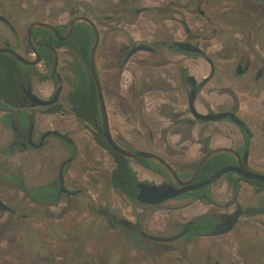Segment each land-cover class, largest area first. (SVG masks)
Instances as JSON below:
<instances>
[{
  "label": "flooded vegetation",
  "instance_id": "1",
  "mask_svg": "<svg viewBox=\"0 0 264 264\" xmlns=\"http://www.w3.org/2000/svg\"><path fill=\"white\" fill-rule=\"evenodd\" d=\"M73 1L67 2L66 21H59L61 9L56 21L30 23L25 21L27 2H0V50L33 61L34 48L40 59L29 65L0 53L2 68L10 59L17 66L16 88L0 90V264H264V182L226 172L199 186L241 163L264 176L262 17L220 45L214 29L219 11L213 4L208 11L206 1L164 0L137 8L138 0H115L105 10L103 2L82 9ZM146 13L152 17L151 35L138 40L126 35L103 52L104 38L125 32L119 30L123 20L132 17L134 23ZM78 17L91 19L99 31L95 68L114 141L125 150L163 159L185 184L145 157L117 153L105 140L91 70L93 30L79 23L69 33ZM110 21L119 25L103 32V23ZM33 23L52 25L57 33L35 28L30 44ZM82 24L92 34L89 53L84 36L76 32ZM87 53L97 107L82 112L93 122L81 120L69 101L77 65H87L82 59ZM133 62L137 80L127 87L125 74ZM110 84L117 91L112 104ZM103 138L128 161L132 175L124 174ZM220 148L237 157L211 156L195 174L201 161ZM140 185L184 191L163 202H143ZM236 215L229 231L213 234ZM103 240L112 244L111 255H103Z\"/></svg>",
  "mask_w": 264,
  "mask_h": 264
},
{
  "label": "rangeland",
  "instance_id": "2",
  "mask_svg": "<svg viewBox=\"0 0 264 264\" xmlns=\"http://www.w3.org/2000/svg\"><path fill=\"white\" fill-rule=\"evenodd\" d=\"M2 0H0L1 2ZM26 3V8H27V19H25V21H27V23H30L34 20H49V21H56L55 18V14L58 12V10H63L65 13L64 17L62 19H59L60 22L66 21L68 19V4L72 5L74 4L73 0H62V1H55L54 3H51L49 5H46V3L43 5L39 2H43V1H39V0H24ZM156 1H161L164 2V0H138L136 1V7L137 8H142V7H149V6H153L156 5ZM185 1V0H183ZM193 1H197V0H193ZM200 1H205L208 2L209 4L207 5V3L204 4L205 8L209 11L210 9H212V4L214 5V9L213 10H217L219 11V22L215 23L214 25V29H216L217 31V38L219 40L220 45H224L227 44L230 36L233 33H244V31L248 30V27L245 26L246 23L252 24L251 22L253 21V18L257 19L258 16H261V20L264 21V5L263 4H259L254 2L253 0H198ZM68 2V4H67ZM103 2V9L105 10L106 8H110V4L114 3L115 0H78L77 3H81L79 4L80 7L82 9H85L84 4L90 5V6H96V5H100ZM189 2V0H188ZM76 3V2H75ZM43 6H44V10L45 13L41 14L40 10H43ZM62 12V11H60ZM113 14V12H109V15ZM118 17V16H117ZM188 20L192 19L188 14H187ZM115 18V17H114ZM130 20V21H129ZM132 17L123 20L124 22L121 24V28H119V30H123L125 32H112V34H110L109 36H107L108 38H104L103 40V52H104V48L106 46L111 47L113 45V47L115 46L116 43H118V41L122 40L124 41L126 38V35H128L129 37H134L135 39H140V37L143 38L144 35L146 34H152V29L153 26L151 24V20L152 17L149 16V14H142L140 16H138L134 23H131ZM24 21V19H23ZM245 22V23H244ZM190 23V22H189ZM116 24V26H118L119 24L115 23V22H109L108 24L103 23V32L109 30V28L111 26H114ZM248 25L253 26V25ZM28 25V24H27ZM190 25L193 27V29H198L199 27L196 26L193 23H190ZM123 27V29H122ZM155 29V28H154ZM241 36H237V39H240ZM111 49V48H109ZM135 65L134 62L133 64H130V66L128 67L127 70H131V72H127L125 74V78H126V85L127 87L130 86L131 82L134 83L136 82L135 80L136 77L134 75V73L137 72V69H134ZM116 74L115 72L113 73V77L111 78L112 80H115ZM113 86H111V84L109 85V90H108V100H109V104L114 103L115 99L113 97H115L116 95V89H115V84H112ZM126 91V89H125ZM114 107L113 105H110V114H112V120L113 123H115V119L117 118V114H115L116 112L113 111ZM186 133V132H185ZM196 137V135H195ZM107 162L106 161V156L103 153V167H104V163ZM257 167H259L257 165ZM106 169V168H103ZM261 169V168H260ZM250 190L246 189L244 191V194L248 197L247 200L250 198ZM112 244L108 241V240H103V255H111L110 251H111V247Z\"/></svg>",
  "mask_w": 264,
  "mask_h": 264
},
{
  "label": "water",
  "instance_id": "3",
  "mask_svg": "<svg viewBox=\"0 0 264 264\" xmlns=\"http://www.w3.org/2000/svg\"><path fill=\"white\" fill-rule=\"evenodd\" d=\"M79 23L87 24L93 30V33H94V43L92 46V58H91V70H92L93 78H94V81L96 84V88H97V92H98V96H99V101H100V109H101V115H102V121H103L102 132H103V136H104L105 140L108 142V144L111 146V148L114 151H116L117 153L124 155L127 158H131V159L135 158V157H145V158L153 161L154 163L158 164L159 166H161L177 183H179L181 185L185 184V183L179 181V179H178L175 171L173 170V168L163 159L159 158L156 155L150 154V153L133 152V151L125 150L124 148L119 146L114 141L112 134H111L110 126H109V117H108L107 108L105 105V100H104L101 84L99 82V78H98L96 68H95V53H96L97 47L99 45V38H100L99 31L91 19L86 18V17H78V18H75L70 23L69 33L72 31L73 27ZM38 27L48 29V30H51V31L57 33L56 29L52 25H49L46 23H33L30 25V27L28 29V36H29L30 44L32 43V39H33V30L35 28H38ZM32 51L36 54L35 60H33V61L25 60L16 52H13V51L8 50V49H2V50H0V53H9L13 57H15L17 60L21 61L22 63L34 65V64H37L40 61V59H39V56L37 55L34 48H32ZM38 104H43V103L41 101H38ZM191 105H192V103H191ZM203 119H213V117H203ZM219 153H228V154H231V155H234L237 157V153L233 150L226 149V148L216 149V150L212 151L210 154H208L201 161V163L199 164V166L197 167V169L195 171V174H197L199 172V170L202 168V166L205 164V162L211 156H214V155L219 154ZM226 172H236V173L241 174L242 176H244L247 179L259 180V181L264 182V176L259 175V174H255V173H252V172L246 170L241 163L237 167H229V168L223 169L222 171H220L219 173L214 175L212 178H210L208 181H206L205 183H203L199 186H205V185H208V184L214 182L216 179L223 176ZM140 189H141V196H139V198L143 202H152V203H159V202H163L165 200H169L171 198L178 196L179 194H181L184 191V189H177V188L169 186V185H163L160 187H157V186H150L149 187V186L140 185ZM238 217L239 216L236 215L235 217L228 219L225 222V224L218 226L213 234L215 235V234H219V233L229 231L234 226L236 221L238 220ZM222 227H225V229L219 231V229Z\"/></svg>",
  "mask_w": 264,
  "mask_h": 264
},
{
  "label": "trees",
  "instance_id": "4",
  "mask_svg": "<svg viewBox=\"0 0 264 264\" xmlns=\"http://www.w3.org/2000/svg\"><path fill=\"white\" fill-rule=\"evenodd\" d=\"M255 2L264 3V0H253ZM76 32H79L84 36V44L87 45V52L89 51V47L92 42V34L88 26L86 25H78L76 27ZM71 46V43H67ZM89 53V52H88ZM88 53L86 57L82 55V59L87 62V65L84 66L82 63H78L76 68V75H77V82L74 87V91L70 94L69 101L73 105V110L75 111L76 115L81 119L89 122H93V116H88L83 114L86 108H93L94 106L97 107V97L95 91L94 81L92 79L90 69H89V60H88ZM11 60V59H10ZM7 61L4 63L7 68H2L0 65V90L7 88L8 85L12 89L16 88V78L14 75V70L17 69V66L12 59V62ZM2 98H0V101ZM83 111V112H82ZM103 146L108 148L115 161L117 162L118 166L122 168L124 174L132 175V170L128 166V161L125 160L121 155L115 153L110 149L108 144L104 141L103 138ZM119 170L116 171V174ZM237 189V188H236Z\"/></svg>",
  "mask_w": 264,
  "mask_h": 264
}]
</instances>
